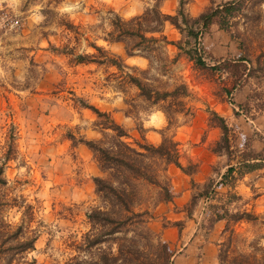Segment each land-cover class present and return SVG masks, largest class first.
<instances>
[{
	"label": "rangeland",
	"instance_id": "1",
	"mask_svg": "<svg viewBox=\"0 0 264 264\" xmlns=\"http://www.w3.org/2000/svg\"><path fill=\"white\" fill-rule=\"evenodd\" d=\"M227 1L231 0H192L186 10L198 18ZM159 2L163 13L176 15L179 0H0V246L36 238L34 251L4 254L2 264H68L78 255L75 245L91 230L87 214L103 206L94 178L109 175L81 143L106 138L97 125L103 118L84 104L109 113L129 133V142H144V137L157 146L166 135L179 144L180 162L194 174L175 165L160 173L173 200L156 205L158 188L141 185L156 217L150 227L170 242L176 256L188 255L200 263L207 245L222 264L220 255L232 235L234 254L249 255L254 245L264 247V108H259L264 106V77L243 76L245 82L230 94L236 80L231 73L198 68L180 57L170 71L161 69L159 83H186L191 115H180L169 127L166 115L157 108L146 109L139 90L127 82V74L152 78L156 69L142 75L149 69L147 59L128 57L125 43L104 40L114 30L116 16L128 21ZM162 35L169 41L183 39L169 22ZM202 43L210 67L244 55L239 42L217 23L204 33ZM177 54L178 49L168 46L162 57L172 60ZM78 55H95L104 63L78 64ZM213 113L225 120L228 141H223ZM246 159L263 162L240 177L238 168ZM230 167L236 171L224 182ZM225 210L259 219L219 221L211 228L213 214L223 215ZM174 223L181 224V237L164 239V228L180 230ZM20 226L17 238L7 240Z\"/></svg>",
	"mask_w": 264,
	"mask_h": 264
},
{
	"label": "trees",
	"instance_id": "2",
	"mask_svg": "<svg viewBox=\"0 0 264 264\" xmlns=\"http://www.w3.org/2000/svg\"><path fill=\"white\" fill-rule=\"evenodd\" d=\"M191 1L179 0L176 15L163 13L161 2H159L148 8L141 16L128 21L116 16L111 24L114 30L104 38L110 44L125 43L128 57L141 56L147 59L149 69L143 71L142 75H149L150 71L156 69L158 74L152 78L142 79L127 74V82L139 90V97L145 103L146 109L157 108L166 115L169 127L176 125L180 115H191V109L187 108L185 101L191 97L188 85L182 82L167 87L168 85L159 83L161 71L164 70L165 73L170 71L180 57H186L198 68H212V70H224L231 73L236 80L230 89V94L245 82L243 76L249 78L259 74V78L264 77V27L262 24L264 0L227 1L198 18L191 17L186 10V6ZM167 22L183 35L181 41H169L162 35ZM215 23L222 30L227 31L232 39L239 42L244 55L236 60L216 61L217 65L210 67L205 57L206 51L202 38ZM67 26L69 29H74L73 25ZM147 34L152 36L148 37ZM156 34L160 37H156ZM168 46L178 49L177 56L172 60L162 57L163 49ZM93 48L100 53L103 52L101 47L93 45ZM76 62L78 64L104 63L95 55H78ZM112 65L122 69L119 63L112 62ZM84 107L92 109L99 118H103V121H98L97 125L106 138L101 141L82 140L81 143L91 149L101 169L108 173L109 178H94L103 206L87 214L91 230L85 233L81 242L75 245L78 255L68 264H173L178 251L170 243L164 242L160 234L150 227L151 221L156 217L149 208V199L144 197L141 191V185L145 182L158 188L154 199L156 205L173 200L174 196L169 184L160 180V173L165 172L170 165H175L188 175L194 174L192 171L188 172L181 164L179 144L166 135H163L162 142L157 146L147 143L144 137V142L138 140L129 142L128 139L131 138L129 133L116 123L109 113H102L90 105L84 104ZM259 108L261 110L264 106ZM213 115L220 121L218 126L224 132L223 141H228L226 133L229 128L225 120L217 113ZM107 131L113 134L108 136ZM256 160L246 159L240 162L241 165L238 168L240 177L259 169L263 160L254 162ZM235 171L234 167H230L223 176V181L225 182ZM209 194L210 192H205L207 198H210ZM196 200L197 196H194L192 204H195ZM211 208L217 209L214 205ZM258 219V216L251 213L229 214L225 210L223 215L216 212L213 214L210 227L213 228L219 221L228 220L239 223L241 221L256 222ZM173 226H179L181 232V224L174 223ZM22 229L23 227L20 226L13 235H7V240L17 238ZM0 235L4 236V232ZM233 237V235L230 236L225 245L226 249L220 255L222 264H264V247L254 245L253 252L249 255L234 254L231 249ZM6 242L0 246V264L4 254L34 251L36 238H28L9 248L4 247ZM35 263L32 261L22 264Z\"/></svg>",
	"mask_w": 264,
	"mask_h": 264
},
{
	"label": "crops",
	"instance_id": "3",
	"mask_svg": "<svg viewBox=\"0 0 264 264\" xmlns=\"http://www.w3.org/2000/svg\"><path fill=\"white\" fill-rule=\"evenodd\" d=\"M230 116L231 115L229 113L228 115H224V118L226 119L227 123L231 120ZM161 234H162V237H164V239L166 240H174L177 236L181 237L182 233L180 232V230H176L175 227H171V228H164L161 231ZM187 249H189V247ZM204 252L206 253L205 259L201 260L200 263L198 262L196 263V260L193 257H190L188 255H186V257L176 256V258H174V262L175 264H178L179 262H182V264H218V261L216 260V258L215 259L213 258L215 255L213 253L214 252L213 248L206 245L204 248ZM186 253H189V251H186Z\"/></svg>",
	"mask_w": 264,
	"mask_h": 264
}]
</instances>
